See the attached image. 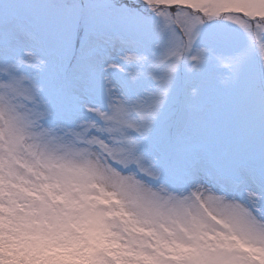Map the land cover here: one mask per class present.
<instances>
[{"label": "snow or ice", "instance_id": "snow-or-ice-1", "mask_svg": "<svg viewBox=\"0 0 264 264\" xmlns=\"http://www.w3.org/2000/svg\"><path fill=\"white\" fill-rule=\"evenodd\" d=\"M0 264H264V0H0Z\"/></svg>", "mask_w": 264, "mask_h": 264}]
</instances>
